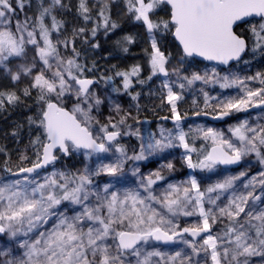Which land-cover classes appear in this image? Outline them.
<instances>
[{"label": "snow or ice", "instance_id": "obj_1", "mask_svg": "<svg viewBox=\"0 0 264 264\" xmlns=\"http://www.w3.org/2000/svg\"><path fill=\"white\" fill-rule=\"evenodd\" d=\"M14 4L15 0H0V67L14 82L22 81V78L28 80L22 96L30 97L35 92L39 115L36 120H29L30 123H38L44 137L43 140L37 137L33 142L39 145L38 162L32 167H21V173H33L54 162L57 149L65 155L70 154V150L83 149L87 150L85 154L89 157L92 153H108L115 149L122 158L142 160L146 158L145 153L150 155L174 146L173 141H179L187 153L197 152L194 146H190L188 133L181 126L184 117L177 110V104L183 96L175 92L166 80L163 87L167 91L163 99L170 106L171 118L176 121L178 131L175 134L169 131L165 135L161 130L160 139L150 132L147 137L140 136L138 131L131 133L142 142L139 154L128 157L118 138L122 129H125L124 135L129 134L126 130L131 129L127 123L131 114L121 115L120 105L116 104L113 108L115 117H109L105 124H100L92 115L94 110L99 111L104 101L91 91L94 81L84 78L85 66L78 62L80 53L76 48V39L85 32V28L73 29L71 37L59 38L64 22L57 19L56 13L66 7L63 0H48L47 4L41 0L35 18L25 16L23 21L16 19L14 14L17 7L21 11L24 9L25 0H19L17 6ZM126 4L128 12L143 25L151 38V51L148 52L151 75L148 80L158 74L169 76L166 66L170 54L166 55L158 46L153 35L157 30L171 32L186 57L199 56L228 64L229 61L239 60L248 47L247 41L238 32L240 25H251V20L258 17L259 24L251 25L250 29L254 37L253 51L257 48L264 51V0H126ZM162 5L170 6L167 20L155 18ZM107 9L109 5L104 3L97 15L103 17L105 29H115L117 25L110 23L105 15ZM77 11L84 21L92 19L88 0H79ZM53 33L58 34L55 41ZM91 35H96V28L91 29ZM126 39L131 41V37ZM29 45L35 52L31 61L27 59ZM61 48L70 51L71 55H62ZM15 58L25 62L13 71L8 64ZM140 73V67L135 65L129 71L117 72L116 75L122 78L123 88L127 91L133 86V78H137L139 84L146 82L139 79ZM182 79L188 85L196 81L209 83L207 73L203 76L193 73L190 79L187 76ZM222 79L221 88L238 86L242 94L218 100L214 108L217 118L244 112L250 107L264 106V73L244 79L236 77L229 80L227 76ZM257 79L260 87H249L245 82ZM184 87V83L179 84L180 89ZM204 97L207 108L208 94L204 93ZM73 100L69 110L66 104ZM20 102L21 95L14 91L0 92V110ZM93 121L98 125L97 135L91 130ZM197 131L205 141L210 140L212 146L196 163L191 155H186L189 168L211 169L216 164H236L252 153L264 164V125L251 126L245 120L231 127L229 131L234 141L213 128H198ZM123 163V159H118L95 170L85 167L80 174L59 173L62 183L55 178L56 173L52 174V178H45L44 183L29 180L27 176L23 180H9L7 176L0 175V233H9L12 237L35 233L31 242L24 240L20 243L24 251L19 258L6 259L0 264H132V257L136 258L135 264H159V261H153V257H158L165 264H209V261L211 264H254L253 257H259L264 262V208L257 209L255 205L261 196L254 195L253 191L237 194L234 189V181L239 179L237 176L226 178L204 191H201L195 178L186 187L169 184L164 194L158 197L150 191V187L164 177L154 173L142 184L146 196H141L139 192H128L122 198L114 192L110 197L97 194L98 203L94 207L85 205L83 212L71 219L59 217V222L54 223L50 231L39 230L51 218L50 209L62 201L71 200L76 204L88 201L87 186L93 183L91 177L101 172L116 175ZM172 167L171 163L167 165L169 169ZM4 172L16 175L10 167H5ZM244 175L240 173V176ZM259 177L258 180L253 176L242 186L248 189L258 183L264 188V171L259 173ZM108 189L109 186L105 185L103 192L108 193ZM229 189L233 190L231 198L226 205L220 206L217 201ZM211 193L216 195H208L207 203L212 207L206 209L205 196ZM250 200L253 201L251 205ZM179 215H198L202 219L200 223L181 228L175 222ZM223 218L227 222L214 233L213 225L218 220L223 222ZM85 220L91 223L85 225ZM185 233L198 238L183 239V243L191 249L190 254L177 251L165 260L164 254L159 251L143 252L137 247L149 239L165 243L174 241ZM0 255L7 256L8 253ZM194 256L198 258L195 261Z\"/></svg>", "mask_w": 264, "mask_h": 264}, {"label": "rangeland", "instance_id": "obj_2", "mask_svg": "<svg viewBox=\"0 0 264 264\" xmlns=\"http://www.w3.org/2000/svg\"><path fill=\"white\" fill-rule=\"evenodd\" d=\"M162 11V9H158L157 12ZM37 15V14H36ZM35 15V16H36ZM158 15L161 17H165V13L159 12ZM30 17V16H28ZM25 16H21L19 20L23 21ZM35 18V17H34ZM49 22L50 21H46ZM244 24L243 26H245ZM247 26V25H246ZM139 37V42L136 43L135 47H128L130 52V57L127 62L123 65L125 66L122 70L129 71L131 67L138 65L140 67L141 63H145L146 66L149 65V56H147L143 51L150 52L151 49L148 48L147 39L145 37ZM57 38V34L53 33V40L55 41ZM253 46H254V37H253ZM28 47V61H31V58L35 56V52L32 50L33 46L29 45ZM128 52V53H129ZM143 53V54H142ZM61 54L64 56L71 55L70 51L65 52L61 49ZM170 59L169 63L166 66L169 71V78L173 84V90L178 92L183 96V101H196L205 107V97L204 93L208 94V104L216 107L217 101L222 100L226 97H233L242 94L241 89L238 86H233V91L228 93L221 94V90L225 88H221L220 84L223 83V77L227 76L229 80H233L236 77L240 79H244L246 77L256 76L257 73H264V51L257 48L255 49L254 55H252L251 60H247L243 62V69L237 70L235 68H222L219 66L210 67V68H193L191 65L188 66V69L185 68V58L184 54L181 51L170 50ZM25 61L15 58L12 63L8 64V67L13 71L16 70L17 66ZM150 67V65H149ZM176 71H173V70ZM221 69V70H220ZM196 73L199 75H205L207 73L209 83H204L203 81H196L192 85H188L182 77L187 76L189 79L192 74ZM86 77V76H85ZM219 80V82H217ZM122 81V80H121ZM0 92L3 89H6V86L9 87L11 83L14 81L11 80L10 75L4 71L2 67H0ZM19 83L23 88L28 86V80L22 78V81H16L15 83ZM249 87H260L259 79L256 81H245ZM184 83L185 87L183 89L179 88V84ZM5 84V85H4ZM91 91L95 93L101 100L104 101L99 106V111L94 110L92 115L95 117V120H98L100 124H105L108 122L109 117H115V113L113 108L116 104L120 105L121 115L124 113H130L131 116L128 119L127 123L131 125V129H127L129 132L128 135H124L125 129H122V135L118 138L119 145L123 146L126 149L127 156L132 157L136 154H139L140 148L136 150L135 144L131 140V136L136 131L139 132L140 136L147 137L148 133H152L155 135L156 139L161 138V130H164V134L167 135L168 132H172L175 134L178 130L175 127L176 121L171 117L167 119H163L154 126L152 122L148 120H142L136 114L137 112V102L136 97L134 95L127 98L121 93L123 91L114 92L109 87H105L100 84H93L91 86ZM219 94L217 95V93ZM135 97V99L133 98ZM69 106L70 110L73 106V101L70 102ZM199 113L208 112L210 114L216 115L218 114L216 111H207L196 109ZM201 110V111H200ZM134 117L135 119H132ZM118 118V117H117ZM247 120L251 126L264 125V108L261 109H253L244 112L233 113L229 116L224 117L219 122L212 121H204L202 123L189 122L184 127V132L188 133L187 140L189 144H204L209 145L208 150H211V141H205L201 133L197 131L198 128H213L218 131H222L224 133L225 138L232 139L235 138L231 135L229 129L233 126L240 124L241 122ZM115 122V120H113ZM98 125L93 121L91 125V130L94 135H97L96 129ZM137 136V135H134ZM172 147L165 148V151L160 153L159 156H156L157 153L153 152L152 154L145 153V159L142 160H134L130 158H122L120 154L113 149L108 153H92L91 156H87L85 153L87 150L81 149V152L75 153L70 150V154L73 159H77L76 163L72 164V166H67L65 170H60L55 166H51L48 172H39L36 175L28 177L29 180L34 179L38 183H44L45 178H52V174L56 173V179L58 182H63L59 173H65L66 175L72 174H80L83 173L85 167H88L89 170H95L102 166L103 164L115 163L118 159H123L124 163L122 165L121 170L116 175H109L107 172H101L99 175L91 177L93 183L88 185L89 192V200L84 201L81 204H76L71 200L62 201L59 205L54 206L53 209H50L52 212L51 218L48 220L47 224H44L39 228L40 231H50L54 226V223L59 222V217H67L69 219L81 214L84 210L85 205L88 207H94L98 201L96 200V195L99 194L101 196L110 195L114 192L121 198L124 194L128 192H139L141 196H146L147 193L145 189L142 187V184L146 182L147 178L154 174L159 173L163 179L156 180V183L151 185L150 191L160 197L164 194L165 190H167L169 184L177 185V186H188V182L195 178L199 183L201 191H204L207 187L214 185L218 182H223L226 178L237 176L239 179L234 181V189L239 193H247L248 191H253L254 195L261 196L260 201H255V205L257 209L264 208V188L260 184H256L254 187L250 186L248 189H245L242 185L247 183L249 179L253 176H256L259 180V173L264 171V164L260 162V159L252 153L247 156H244L237 164L232 166H222L220 164H216L212 167L210 172L207 173L206 176L194 175L191 172H186L184 155L181 149L178 146H182L179 144V141H173ZM2 156H0V159ZM152 158L154 160L152 161ZM171 163L173 167L171 169L167 168V165ZM240 173H245L244 176H240ZM25 177V176H24ZM24 177L14 178L9 180L21 179ZM155 179V176H152ZM105 185L109 186L108 193H104L103 189ZM232 189H229L221 194V199L217 201V204L220 206H224L227 204L228 200L231 198ZM208 195L215 197L216 193L206 194L205 196V208L212 207L207 203ZM253 201H249L251 205ZM155 207H159L155 205ZM215 211V208H213ZM201 219L198 215L193 216H183L179 215L176 217L175 222L180 225L181 228L191 226L195 223H200ZM226 218H223V222L218 220L215 225H213V232L215 233L217 229H222L224 227V223H226ZM91 222L85 220V225L90 224ZM211 223V221H210ZM86 230V229H85ZM5 236L0 237V253L7 252V256L0 255V261L6 259H12L13 257L19 258L24 249L20 248V243L24 240H29L31 242V238L35 235V233H29L28 236H23L18 234L17 237H12L9 233H4ZM183 239H192L187 233L183 235V237H177L174 240L172 245H164L160 244L154 239H149L147 243L141 242L137 245L138 248H141L143 252L149 251H159L164 254L165 260H167L168 256L174 255L177 251H182V253L187 252L191 253V249H189L184 243ZM198 240V238H197ZM203 255V254H201ZM132 264H135V257H132ZM197 257H193V260H197ZM252 260L254 264H264L259 257H253ZM153 261H159V264H165L164 261H160L158 257H153ZM209 264L211 262L209 261Z\"/></svg>", "mask_w": 264, "mask_h": 264}, {"label": "trees", "instance_id": "obj_3", "mask_svg": "<svg viewBox=\"0 0 264 264\" xmlns=\"http://www.w3.org/2000/svg\"><path fill=\"white\" fill-rule=\"evenodd\" d=\"M79 0H63L66 5L63 9L57 10V19L62 20L63 28L61 29V34H59L60 39H65L71 37L73 34V29L85 28V32L76 39V48L80 53L78 62L85 66L84 77H94L96 79L95 84H100L105 87L113 89H118L121 95L130 98L134 95L137 102V116L142 120H148L152 122V125L165 119V117H172L170 111V106L167 101L163 99L166 96V89L163 87L164 82L167 80L170 86H173L169 76L164 77L162 74L152 76L151 80L147 77L151 75V70L149 65L143 62L140 64L141 73L139 79H143L146 82L144 84H139L136 82L137 78H133V86L127 91L124 90L122 84V78L117 76L116 73L122 70L125 66L123 65L127 62L130 57V52L128 47H135L136 43L139 42V37H145L147 39L148 48L151 49L150 37L143 25L133 18V15L128 12L126 0H88L89 6L91 8L92 19L89 21H84L77 11ZM19 0H15L14 6H17ZM43 3L47 4L48 0H43ZM107 3L109 9L105 10V15L109 17L110 23H115L117 27L115 29H105L103 27V17L97 15L101 6ZM41 0H25V7L21 11L17 7V12L14 14L16 19L21 16H30L32 18L38 14ZM162 11L165 13V17H161L157 12L156 19L167 20L170 17L169 6L162 5ZM259 19H252L251 25H258ZM99 25V26H98ZM241 24L238 32L243 36L248 38V47L245 52L244 57L228 66V68H235L237 70L243 69V62L251 60L253 51V35L251 32V25L247 24L243 26ZM96 28V35H91V29ZM58 35V34H57ZM158 46H160L162 51H165L166 55L170 53V50L181 51L180 46L175 41L171 32L157 30L153 33ZM127 37H131V41L127 40ZM63 49V48H61ZM127 49V51H125ZM64 50V49H63ZM65 51V50H64ZM66 52V51H65ZM129 52V53H128ZM148 56V51H143ZM142 53V54H143ZM185 58V68L191 65L193 68H210L216 67L218 65L213 63H208L200 61L193 57ZM264 59V56L263 58ZM220 67V66H219ZM221 70V69H220ZM111 77V80H109ZM1 83V82H0ZM5 85V84H4ZM24 88L19 85V83H11L9 87L3 89L1 92L14 91L18 95H21V102L15 105H6L4 109L0 110V175L7 176L8 179L21 178L22 176H10L9 173L4 172L5 167H10L12 171L20 169L21 167H27L35 162H37V151L39 145H34L33 142L37 137L41 140L44 139L42 134V129L38 126V123H30L29 118L36 120L39 115V104L35 96V92L30 97L22 96V90ZM228 90L233 91V88H225L221 90V94L228 93ZM219 92L217 93V95ZM69 101L66 107L71 105ZM74 103V100H73ZM209 107L205 108L203 105L196 101H178L177 110L184 117L181 121L182 128L189 122L202 123L204 121H209L206 118L195 117L194 114L199 113L196 109L214 111V106L208 104ZM200 110V111H201ZM132 142L135 144L136 150L140 148L141 140L132 135ZM197 149V152L187 153V150L183 146H178L183 155L184 162L186 165L185 171L191 172L194 175L206 176L208 172L212 169H201V168H189L187 166L186 155H191L194 163L198 160L203 159V153L209 151V145H198L190 144ZM165 148L160 151H156V156L164 152ZM75 153L81 152V150H75ZM26 157V158H24ZM72 156L65 155L64 153H58V159L51 166H55L58 169L65 170L67 166H72L76 163L77 159H73ZM154 158H152V161ZM43 170L42 172H48L51 168ZM38 173H33L26 175L27 177L36 175ZM24 177V176H23ZM5 236L4 233H0V237Z\"/></svg>", "mask_w": 264, "mask_h": 264}, {"label": "water", "instance_id": "obj_4", "mask_svg": "<svg viewBox=\"0 0 264 264\" xmlns=\"http://www.w3.org/2000/svg\"><path fill=\"white\" fill-rule=\"evenodd\" d=\"M169 9H170V6H169ZM255 19H259V18L257 17V18H255ZM172 36H173V35H172ZM173 38L175 39L174 36H173ZM243 38H245V40L247 41V45H248V38L245 37V36H243ZM175 41H176V42L178 43V45H179V42H178L176 39H175ZM179 46H180V45H179ZM180 48H181V50H182V47H181V46H180ZM246 50H247V48H246ZM246 50H245V52H246ZM182 52H183V51H182ZM245 52L241 54V57H240L239 60H241V59L244 57ZM193 58L198 59V60H200V61H204V62H208V63L217 64V65H219V66L222 67V68H227L228 66L232 65L233 63L239 61V60H232V61H229L228 64H222V63H220L219 61H209V60H206L205 58H203V57H199V56H193ZM84 78H87V79H91V80H93V81H94L93 84H95V82H96V79H95L94 77H84ZM93 84H92V85H93ZM92 85H91V86H92ZM67 108L70 110L69 107H67ZM261 108H264V106H261V107H250L248 110L261 109ZM248 110H247V111H248ZM194 116H195V117H200V118H206L207 120L212 121V122H219V121H221V120L224 118V117H223V118H217L218 114L213 115V114H210V113H208V112H202V113H199V114H194ZM58 152H61V151H60L59 149H57V150L54 152V155L57 156V159H58ZM61 153H62V152H61ZM57 159H56L54 162H52V163H50V164H48V165H46V166H44V167H42V168L37 169V170H36L35 172H33V173H39V172H41V171L47 169L49 166H51L53 163H55V162L57 161ZM37 162H38V161H37ZM35 163H36V162H35ZM33 164H34V163H33ZM33 164H31V165H29V166H27V167H32ZM236 164H237V163H236ZM220 165L227 167V166H232V165H235V164H228V165L220 164ZM12 172H13V173H16V175H12V174L9 173L10 176H24V175H30V174H33V173H21V172L19 171V169L15 170V171H12ZM191 238H192V237H191ZM192 239H197V238H192ZM157 242L160 243V244H164V245H172L174 241H170V242H167V243H165V242H163V241H157Z\"/></svg>", "mask_w": 264, "mask_h": 264}, {"label": "flooded vegetation", "instance_id": "obj_5", "mask_svg": "<svg viewBox=\"0 0 264 264\" xmlns=\"http://www.w3.org/2000/svg\"><path fill=\"white\" fill-rule=\"evenodd\" d=\"M59 153V152H58Z\"/></svg>", "mask_w": 264, "mask_h": 264}]
</instances>
